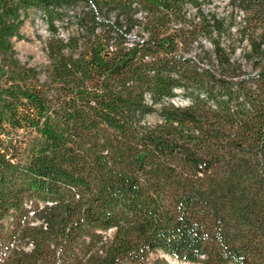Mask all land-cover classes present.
Masks as SVG:
<instances>
[{
	"label": "trees",
	"instance_id": "trees-1",
	"mask_svg": "<svg viewBox=\"0 0 264 264\" xmlns=\"http://www.w3.org/2000/svg\"><path fill=\"white\" fill-rule=\"evenodd\" d=\"M214 1L0 0V264H264V0Z\"/></svg>",
	"mask_w": 264,
	"mask_h": 264
},
{
	"label": "rangeland",
	"instance_id": "rangeland-1",
	"mask_svg": "<svg viewBox=\"0 0 264 264\" xmlns=\"http://www.w3.org/2000/svg\"><path fill=\"white\" fill-rule=\"evenodd\" d=\"M210 11L219 12L221 15H225L228 12L227 0H215L211 7H208ZM75 27L71 23L64 21L63 23L56 24V35L60 38H67L71 34H74ZM21 32L25 35L24 40L15 42V48L17 50V57L21 63L27 64L32 67H36L40 72V78L45 81L44 69L49 64L46 52V42L54 35L46 18L40 12L34 11L29 16ZM134 38V35H133ZM240 54H236L239 57ZM171 102L176 104H185L186 101L181 96L175 97ZM147 122L151 125L158 121V115H149L146 118ZM150 264H195L189 262H182L178 259L171 258L168 254L162 251L154 252L150 254Z\"/></svg>",
	"mask_w": 264,
	"mask_h": 264
},
{
	"label": "built area",
	"instance_id": "built-area-1",
	"mask_svg": "<svg viewBox=\"0 0 264 264\" xmlns=\"http://www.w3.org/2000/svg\"><path fill=\"white\" fill-rule=\"evenodd\" d=\"M172 103L176 104V102H172ZM176 105H179V104H176Z\"/></svg>",
	"mask_w": 264,
	"mask_h": 264
}]
</instances>
